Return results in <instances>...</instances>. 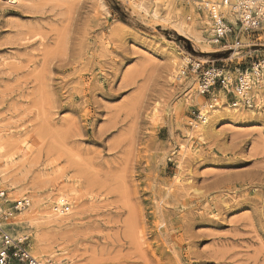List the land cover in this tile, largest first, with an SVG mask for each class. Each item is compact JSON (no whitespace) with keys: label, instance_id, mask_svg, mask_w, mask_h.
Here are the masks:
<instances>
[{"label":"rangeland","instance_id":"374dc122","mask_svg":"<svg viewBox=\"0 0 264 264\" xmlns=\"http://www.w3.org/2000/svg\"><path fill=\"white\" fill-rule=\"evenodd\" d=\"M0 4V136L36 142L7 171L14 189L0 177L5 198L30 203L4 210V232L42 264H264V87L236 113L218 94L199 133L208 98L172 69L183 55L247 67L264 33L212 44L183 0ZM180 22L206 41L178 34ZM52 171L75 190L60 227L31 220L37 201L53 210Z\"/></svg>","mask_w":264,"mask_h":264},{"label":"built area","instance_id":"2783aa9c","mask_svg":"<svg viewBox=\"0 0 264 264\" xmlns=\"http://www.w3.org/2000/svg\"><path fill=\"white\" fill-rule=\"evenodd\" d=\"M191 6L204 22L206 39L215 45L229 49L239 45L240 38H258L264 33V0H183ZM190 20V16H187ZM203 19V20H204ZM232 38V44L229 39ZM180 76H195L196 91L207 97L208 110L219 106V95H224L225 104L235 109L256 108L257 94L264 87V57L258 58L247 67H204L200 62L191 60L182 69ZM201 111L197 118L201 119ZM5 191L0 189V200ZM27 204L22 201V207ZM6 216L0 217V234L3 242L0 246V264H42L24 246V242L14 239L6 230L1 232Z\"/></svg>","mask_w":264,"mask_h":264},{"label":"bare ground","instance_id":"6f19581e","mask_svg":"<svg viewBox=\"0 0 264 264\" xmlns=\"http://www.w3.org/2000/svg\"><path fill=\"white\" fill-rule=\"evenodd\" d=\"M18 0H0V3H4V4H7V5H13L17 2ZM235 1H238V0H235ZM131 3V2H130ZM1 5V4H0ZM132 5V4H131ZM133 6V5H132ZM168 6V4H167ZM135 7V6H134ZM154 13H156L154 11ZM164 18V17H163ZM205 22H208V20L206 19ZM191 27V26H190ZM189 25H185V23L183 22H180V23H174L173 24V28L174 30L188 38V39H191L194 40L195 42L199 43V42H205L206 39L203 37L202 34H199V33H196L194 32V28H190ZM198 29V28H197ZM194 42V43H195ZM209 42V41H208ZM237 53V52H236ZM174 55V54H173ZM173 57V56H172ZM180 62H179V61ZM177 61H175V63L173 62L172 64V69H173V74L176 78V80H178V83L181 84L183 82V80L185 78H183L182 76H180L179 74L181 73L182 69L184 68L185 64L187 62L190 61V58L187 56V55H183L181 56ZM199 95V94H198ZM201 96V95H200ZM260 98V94L258 93L257 94V99ZM261 99V98H260ZM201 123H198V122H193L191 121V124H193L194 128L197 129V132L199 133H204L206 132L207 128L208 127H212L214 125L215 122L213 121H210L209 120V115L210 113H213L215 112L216 110H208L206 109L205 107V104H201ZM227 108H231L229 106H226ZM229 110V109H228ZM236 109H231L232 112L236 113L235 112ZM226 111V110H225ZM217 115V114H216ZM230 115V114H229ZM236 115V114H235ZM218 116V115H217ZM234 117V115H233ZM213 118V117H212ZM211 118V119H212ZM219 118V117H218ZM232 118V117H231ZM215 118H213L214 120ZM25 133V132H24ZM35 133V132H34ZM36 134V133H35ZM42 135V134H41ZM33 136V135H32ZM29 137V136H28ZM22 138V137H20ZM31 139V138H30ZM29 139V140H30ZM29 140L27 138H24V139H19L18 137L17 138H14V139H9V138H4V137H1L0 136V177H1V180H2V183H4V186H6L8 189H14L16 186L15 183L13 182H16V181H12V177L9 178V174H11L9 172V174H7L8 172V169L11 165H14L15 162L17 161V159H22V160H26L28 156H30V153L33 151L35 145H36V142H33V143H30ZM32 140V139H31ZM183 148H185L183 146ZM186 150V149H184ZM183 152V151H182ZM37 161V159H34ZM33 160V161H34ZM54 160V159H53ZM79 160V159H78ZM32 161V162H33ZM35 161V162H36ZM19 163V162H18ZM30 163V162H29ZM27 164V163H26ZM37 164V163H36ZM23 165V163H22ZM53 166V165H52ZM74 166V165H73ZM36 167V166H35ZM13 168V167H12ZM11 168V169H12ZM14 170V168H13ZM12 170V171H13ZM20 170V169H19ZM16 171V170H15ZM19 172V171H18ZM30 172V171H29ZM22 173V172H20ZM53 175L48 179H44L46 183H49V185L51 184V186L49 187V190H48V193L46 194L47 195V198L49 200L52 201L51 198H53V201H54V206H52L51 209H49L48 207H43V208H40L41 205L38 203V201L33 205V212L34 214H36L34 217H31V220H43L42 222L44 224H54V225H57L60 227L61 223L65 220L64 219V215H66V213H64V211L68 210V204H67V201L69 200V198L71 197L72 194H75V190L72 189L71 187H69L68 185L64 184V181H61V175H59L60 173H57L56 171H52ZM56 173V174H55ZM26 174V173H25ZM38 174V173H37ZM12 175H13V172H12ZM36 175V174H35ZM39 175V174H38ZM42 176V175H41ZM15 177V176H14ZM48 177V176H47ZM16 178V177H15ZM39 179V178H38ZM24 180V179H23ZM22 180V181H23ZM36 180V179H35ZM20 181V180H19ZM26 181V180H25ZM29 182V181H28ZM39 182V181H38ZM42 182V181H41ZM44 182V181H43ZM42 182V183H43ZM33 183V182H32ZM18 184V183H17ZM20 184V183H19ZM46 185V184H44ZM43 185V186H44ZM48 185V186H49ZM38 186V185H37ZM39 186L41 187V184L39 183ZM22 187V186H21ZM37 189V188H36ZM17 190V189H16ZM28 190V189H27ZM22 191H24L22 189ZM21 191V192H22ZM20 192V191H18ZM17 192V193H18ZM26 193V192H25ZM40 193V192H38ZM19 194V193H18ZM20 195V196H19ZM18 196L21 197V199H18V200H13V198H8V197H4L3 198V202L0 203V217L6 212H4V210L6 209L8 212V214L10 213V215H13L15 214V212L17 210L20 211V214L23 210V208L25 207H22V201H24L27 206L30 205L29 203V200L27 199V197L24 195V194H19ZM77 195V194H76ZM39 196V195H38ZM54 196V197H53ZM79 196V195H78ZM77 198V197H75ZM40 201V199H38ZM48 200V201H49ZM13 201H16L15 203H13ZM52 201V202H53ZM42 203V202H41ZM54 212V213H53ZM23 218V217H22ZM33 218V219H32ZM68 220V219H67ZM32 224V223H31ZM63 225V224H62ZM58 228V227H57ZM61 229V228H60ZM43 231V230H41ZM3 233H5L3 231V228H2V231ZM55 233V232H54ZM41 235V234H40ZM47 235V234H45ZM48 236V235H47ZM20 238V237H19ZM49 238V237H48ZM22 239V238H20ZM47 239V238H46ZM41 241V240H40ZM3 242V235L0 234V246ZM52 242V241H51ZM50 242V243H51ZM39 243V242H38ZM49 250V249H48ZM52 252V251H51ZM38 253H41V252H38ZM37 255V254H36ZM66 264V263H64Z\"/></svg>","mask_w":264,"mask_h":264}]
</instances>
